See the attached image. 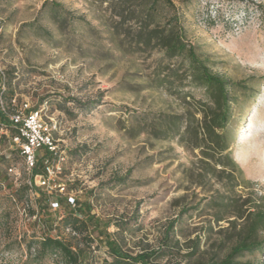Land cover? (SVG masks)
I'll list each match as a JSON object with an SVG mask.
<instances>
[{"label": "rangeland", "instance_id": "374dc122", "mask_svg": "<svg viewBox=\"0 0 264 264\" xmlns=\"http://www.w3.org/2000/svg\"><path fill=\"white\" fill-rule=\"evenodd\" d=\"M141 3L0 0V70L9 84L7 103L43 108L55 122L54 139L65 155L55 180L77 203L88 202L99 221L97 229L88 224L84 235L114 234L132 254L143 247L157 249L180 211L196 208L174 225L170 245L203 235L201 248L209 256L216 250L214 241L225 236L218 229L227 226L225 220L213 221L215 212L224 210L219 198L234 183L199 173L206 169L198 164L197 148L206 93L189 84L184 59H164L158 48L135 43L137 24L128 20L129 10ZM171 3L157 4L155 22L179 14L186 45L208 60L212 72L247 82L246 91L234 92L226 129L228 153L244 182L230 196L264 203V0ZM70 99L98 103L79 111ZM188 125L190 134L184 135ZM13 144L10 133L0 131V264H66L61 255L42 256L37 245L29 249L28 244L61 232L56 220L73 207L60 195L53 210L49 201H40V193L53 199L59 194L41 187L40 192L18 190L29 186L30 172ZM211 196H216L213 202L201 201ZM62 233L74 250H84V264L110 259L104 248L90 253L82 236Z\"/></svg>", "mask_w": 264, "mask_h": 264}, {"label": "trees", "instance_id": "16d2710c", "mask_svg": "<svg viewBox=\"0 0 264 264\" xmlns=\"http://www.w3.org/2000/svg\"><path fill=\"white\" fill-rule=\"evenodd\" d=\"M159 2L172 6L171 0H142L136 11L134 9L129 10L128 20L137 24L135 30V43L137 45L141 44L145 47L153 46V48H158L162 51L164 59H184L187 63L185 73L190 79L189 84L203 89L206 93L207 100L205 103H201L203 108L199 111L201 120L198 123V129L201 135V144L197 145L202 157V159H199L198 164L204 165L206 169L200 168L199 173L214 177L217 181L224 180L227 183H234L233 187H224L225 193L219 198L222 204L218 205L224 210L223 212H215L213 216V221L217 224L221 221H226L227 226L218 229V234L225 236H220L216 242L214 241L212 247L215 246L216 250L209 256L207 255L208 250L201 248L203 235H197L182 245L175 240L171 246V235L173 234L174 225L179 222L187 211L196 209L190 208L181 210L178 216L167 225L162 242L157 249L143 247L140 252L132 254L123 251L114 234L98 233L95 238L89 234L84 235L83 231L89 230L88 224L92 225V229H97L100 226L99 221L91 214V207L88 202L77 203L74 200L72 204H69L67 196H65L67 207L72 206L73 208L65 210L64 215L56 220L55 225H60L63 233L66 228H71L74 235L69 234V238L75 239L82 236L90 253L104 248V253L110 259L104 260L103 264H162L161 260L164 258L168 259L166 264H180L182 261H185L184 264H264L261 259L264 256V203L252 200L249 196L245 198L241 195H238L237 198L230 196L232 189L236 186H242L241 183L244 182L239 181L240 171L232 162L228 153L229 142L226 138V129L232 117L233 103L237 99L234 92L243 93L246 91L247 82H233L212 72L208 60L199 57L191 46L186 45L179 14H173L163 24L155 22L154 15ZM52 5L59 7L55 4ZM2 85L4 86L3 91L1 90ZM8 85L6 72H3V76L0 75V95L6 110L13 112L23 104L18 107L10 106L7 103L6 87ZM67 101H71L79 111L90 110L98 103V101L82 103L75 99ZM37 109L39 108H30L31 111ZM154 129L162 132L158 127H154ZM3 130L5 135L10 133V142L13 144V138L16 137L17 130L0 110V131ZM162 133L166 135L167 132L164 131ZM189 134L190 126L188 125L185 127L184 135ZM194 137L197 138L196 134ZM15 149L23 160L19 149ZM72 153H76L75 150ZM217 166L220 168L217 169ZM44 172L45 166L42 157H38L35 169L30 173V185H24L18 190L40 192V187L35 186L33 182L35 176L43 175ZM18 190L14 191L15 195ZM66 191L69 194L67 189ZM214 197L216 196L203 198L201 201L211 203ZM39 199L46 203L53 198L46 197L40 193ZM59 199L60 195L53 200L59 204ZM45 222L49 223V220ZM107 227V224L103 227L105 232ZM61 232L56 233L55 236L44 234L38 242H30L28 247L31 249L37 245V252L42 256H56L59 254L66 260V264H84L87 259L84 250H74L64 239L56 238V236L61 235ZM183 248L185 249L182 252ZM255 255H259L260 260H242L248 256L254 257Z\"/></svg>", "mask_w": 264, "mask_h": 264}, {"label": "built area", "instance_id": "2783aa9c", "mask_svg": "<svg viewBox=\"0 0 264 264\" xmlns=\"http://www.w3.org/2000/svg\"><path fill=\"white\" fill-rule=\"evenodd\" d=\"M0 75L3 76L2 70H0ZM1 90H4L3 85ZM0 110L17 130L13 143L20 151L25 169L31 173L35 169L37 158L42 157L45 172L43 175L34 177V185L45 189L49 194L56 192L59 195H66L68 201L73 203L74 199L67 193L65 184L55 180L61 172L60 164L64 161L65 155L59 150L54 139L56 124L53 119L46 115L43 108L31 111L27 104H23L13 112H8L1 95ZM52 201L53 199H49L50 206L56 210L58 203ZM64 233L74 235L71 228H66ZM56 238L59 239L61 236H56Z\"/></svg>", "mask_w": 264, "mask_h": 264}]
</instances>
